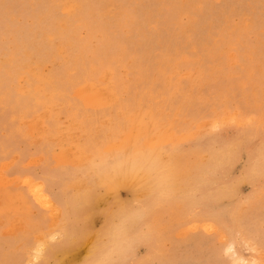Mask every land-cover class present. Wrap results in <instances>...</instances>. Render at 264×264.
Here are the masks:
<instances>
[{"label": "rangeland", "instance_id": "rangeland-1", "mask_svg": "<svg viewBox=\"0 0 264 264\" xmlns=\"http://www.w3.org/2000/svg\"><path fill=\"white\" fill-rule=\"evenodd\" d=\"M0 264H264V0H0Z\"/></svg>", "mask_w": 264, "mask_h": 264}, {"label": "bare ground", "instance_id": "bare-ground-1", "mask_svg": "<svg viewBox=\"0 0 264 264\" xmlns=\"http://www.w3.org/2000/svg\"><path fill=\"white\" fill-rule=\"evenodd\" d=\"M66 245L65 241H63L61 244L57 245L56 247H54L53 249H51L50 251H54L57 247H60V246H64ZM38 252V251H37Z\"/></svg>", "mask_w": 264, "mask_h": 264}]
</instances>
